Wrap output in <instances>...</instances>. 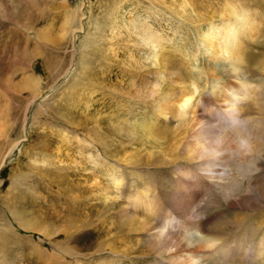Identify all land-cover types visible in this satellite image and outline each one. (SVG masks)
Masks as SVG:
<instances>
[{
    "label": "rangeland",
    "instance_id": "obj_1",
    "mask_svg": "<svg viewBox=\"0 0 264 264\" xmlns=\"http://www.w3.org/2000/svg\"><path fill=\"white\" fill-rule=\"evenodd\" d=\"M0 1L4 4V10L0 12V41L8 37L9 43L7 47L3 46L4 40L0 43V126L4 124L0 127L3 131L0 130V264H98L102 261L142 264L145 259L142 256L150 251L144 244L145 236H138L140 232H128L124 228L127 221L121 223L115 214L117 204L101 194L100 188L109 189L111 186L107 174H104L109 167L124 169L129 177L125 176L124 181L130 184L123 185L121 195L127 194L131 186L140 188L146 182L151 192L158 193L156 198L163 205L158 206L187 214L186 218L192 217L201 223L207 236L217 237V243L230 245L231 250L224 256L215 255L214 258L218 259L214 262L207 258L203 264H242L239 260L243 264H259L260 260L263 263L264 252L257 261L250 249L253 244L250 234L264 226V119L257 124L247 119L261 117L264 109L262 20H257L256 33L245 39L244 49L247 58L243 66L249 69L248 81L260 89L257 104L262 102L258 106L246 102L242 112L246 120L244 124L248 125L241 126L242 134L250 136V145L240 146L238 152L229 155L225 166L209 167L206 179H187L179 183L183 190H179L175 197L170 194L173 163L187 162L184 161L185 154L180 155L175 148L174 136L161 140L160 144L144 142L145 145L141 146L134 136L130 139L126 133H118L113 125L127 108L131 112L137 106L141 111L150 109L137 98L130 101L127 87L130 80H137L130 78V71L136 72L142 83L146 81L141 76L150 79L152 84L158 77V94L174 96L181 89L187 69L182 68L185 60L173 48L175 42H180L183 48L194 43L191 49L197 60L193 62L191 73H196L194 64L203 68L213 65L220 72L223 71L222 65L230 68L221 56L210 62L209 53H202L196 43L198 32L205 30L210 22L217 24L221 21L226 0H186L187 7L182 14L178 5L181 0H164L163 4L159 0H151L153 4L150 0ZM32 1L41 11L34 30L37 36L30 31L13 46L11 19L17 15L27 18L36 9ZM240 1L251 12L264 16V0ZM74 10L76 19H82L86 28L72 36L67 31L65 14ZM147 10H157L162 16L159 23L168 26L170 23L172 27L165 32L168 41L163 57L167 66L157 77L147 74V71L156 69L151 58L139 67L140 70L130 67V63L133 64L130 55L134 58L145 56L146 48L139 51V47H133L131 51L129 44H120L125 37L115 36L114 40L107 37L112 26L114 31L119 27L124 32L119 25L120 17L127 19L130 12ZM200 14L202 19H198ZM114 15L117 16L115 20L111 18ZM179 25H182V30H178ZM111 44L112 50H109ZM218 75L221 79L217 82L222 84V81L227 84L237 81L228 72H218ZM198 83L200 90L207 89L204 79ZM37 88L42 93L32 100V96L39 93L35 90ZM137 89H141V85ZM137 94L147 103L153 100L144 93ZM83 100L90 102L87 107ZM207 110L201 119L213 123L214 119L208 115L210 110ZM171 123L164 124L170 128L178 125L177 119ZM87 135H99L100 140L96 141L97 144L91 143ZM17 138L19 146L8 150L10 143ZM6 149L10 153L3 158ZM127 155L134 156L135 162L122 159ZM189 181H197L198 184L192 185ZM105 193V196H119V193L113 195L117 193L115 190ZM118 201L121 207L125 206L123 197L120 196ZM182 202L188 204V208ZM11 210L16 214L13 215ZM188 211L190 214L186 213ZM137 216L138 221L146 220L152 225L158 223L154 214L147 215L141 209ZM23 224L33 228H25ZM244 231L246 237L242 239ZM239 242H243L241 247L248 250H239L240 246L236 245Z\"/></svg>",
    "mask_w": 264,
    "mask_h": 264
},
{
    "label": "bare ground",
    "instance_id": "obj_2",
    "mask_svg": "<svg viewBox=\"0 0 264 264\" xmlns=\"http://www.w3.org/2000/svg\"><path fill=\"white\" fill-rule=\"evenodd\" d=\"M163 1L164 0H159V2H161L162 4L165 3ZM185 2L186 0H181V2H179L178 4L181 14L184 13L185 8L187 7V4ZM32 3L36 7V9L33 10L27 18L17 15L11 19V21H13V24L12 23L10 24L12 27V30L10 32L12 35L11 40L13 39L12 40L13 46H15L19 40L25 38V35H27L30 31L34 32L36 26L38 25L39 22L38 17H40L41 11L39 10V7L37 8V3H35V1H32ZM151 4H153V2ZM80 9L78 7V10ZM2 10H4V4H2L0 1V12ZM147 11L134 12V13L130 12L129 13L130 16H128L127 19L125 17H120L119 25L124 29V32L122 33L119 30L118 27L119 25H115L116 24L115 23L114 25L117 26L118 29L114 31L115 27L108 26L111 28L108 29L109 31L107 32V37L109 40H114L115 36L120 38L125 37L122 38L120 44L121 45L129 44L131 47L130 48L131 51L133 47H139V51L141 48H146L147 50L145 51L143 50L144 51L143 55L145 56L134 58L132 55H130V59L133 58L132 60L133 64L130 63V67L134 70L136 69L140 70L139 67L144 65V62H147L148 59L151 58V63L154 67H156V69H153L152 71L151 70L150 71L146 70V71L147 74L149 75L154 74L155 77H157V74L160 73L161 70L164 71L167 66L166 61L164 60L165 58L163 57L166 51L165 48L166 40L168 41V39H166L165 37V32L167 29L172 27L170 23L169 26L164 25L163 23H162L163 25H161L159 23L158 20H160L161 22L162 16L160 15L161 13L160 14L157 13V10L156 11L152 10L150 12ZM222 11L224 12V14L222 15L221 21L217 24L210 22L205 30L198 32V37H196L197 38L196 43L199 50L202 51V53L205 54L209 53L210 62H215V60L219 59V57L221 56L222 59L224 61L226 60L227 64L230 65V68L227 69L225 65L222 66L220 65L221 69L223 70L220 72L219 69L218 68L216 69L213 65H211L210 67L207 66L206 68H203L202 66L199 67V64H194L195 65L194 69L196 73L194 72L191 73L190 71L192 69L193 62L197 60L196 54H194V52L191 49L194 43L192 42L191 46H187L183 48L180 46L182 45L180 42H175L176 45H173L174 50L179 52L182 55L183 59L185 60L184 62L185 66L182 64L183 65L182 68L188 70L184 72L186 74H183L186 80L182 84L181 89L174 96H171L168 93L158 94V77L156 78L155 82L152 84L151 83L152 81L150 79L146 77L143 78V76H141L142 79L146 81V83H142L139 80L140 77L138 78L137 73L132 72L133 70L130 71L131 75L128 74L130 78L137 79L135 80V82L134 80L133 81L130 80V83L127 87L130 101L132 102L134 101V99L137 98L138 102H142L144 105H147V107H149L150 109L147 112L141 111V109L138 108L137 106V108L135 109L133 108L134 112H131V110L129 111L130 108L129 109L127 108L125 114L122 115L123 117L122 116L118 117L116 121L117 123L113 125L114 128L117 129L118 133L121 134L126 133L125 136L127 137L129 136V138L130 136L131 137L134 136L137 139V142L141 143V146L142 144L145 145L144 142L151 144L153 143L160 144L161 140L163 141L166 138H171L172 135L174 136L175 148L179 150L180 155L181 153L185 154V155L183 154L184 161L187 162V164L181 162L173 163L174 167H172L171 170L173 176L172 178L173 181L171 184V193H170L171 196L176 197L178 195L179 190H183L181 189L183 186H181L179 183L187 179L196 180V179L205 178V176H207L208 174L206 173V171L209 170V167L213 168L212 166L218 164L225 166V161L229 157V155L238 152L240 150V146L244 148L248 147L251 142L250 136L244 137L242 134L241 126L246 121L243 117L242 112L244 111L245 104H247L246 102H250V105L257 104V98L260 99L261 92L260 89H258V87L252 86L249 83L247 76L249 69L243 66V63L247 58V55L244 51L245 39L251 38L256 33V29L258 28L257 20L259 21L262 20V23L264 25V16L262 14L261 16H258L259 12L258 13L251 12L249 8L245 6L243 2H241L240 0H226V3L224 4ZM34 14H36L37 17L34 18ZM81 15L83 14L81 13ZM65 17H66L65 19L66 26L68 27L67 31L71 32L72 36H75L78 30L84 31V29L86 28L83 27L84 24L82 23V19L81 20H79V18L78 20L76 19L75 10L72 12L67 11ZM116 17L117 16L114 15L111 18L115 20ZM194 17L197 18V15H195ZM202 18L203 15L201 14L198 15V19H202ZM113 22L114 21H112V23ZM3 29H6L5 26H3ZM180 29L182 30V25H179L178 30ZM34 34L36 37L37 33L34 32ZM2 40H4V38ZM2 40L0 41V43L2 42ZM7 42H8V37H6L5 40L3 41L4 47H7V45L9 44V43L7 44ZM112 44L109 45V50H112L111 47ZM187 44L189 43L187 42ZM82 49L83 46L81 47V51H83ZM81 54L82 53L78 54L79 59L81 57ZM79 59L77 60L78 62ZM218 72L220 74H226L228 72L233 77H235L237 81L229 84H227L224 81H222L224 84H222L221 81L217 82L219 79H221L220 76L218 75ZM201 78L204 79V85L207 87L206 90L199 89L200 84L198 83V81L199 80L202 81L203 79ZM138 85H141V89H137ZM35 90H38V88ZM38 92H37L38 94L32 96V100L42 93L39 90ZM138 92L150 96L148 98H153V100H148L149 103H147L145 99H141V97L138 96L139 95L137 94ZM89 101L83 100V103L85 104L86 107L89 105L88 104ZM251 102L253 104H251ZM259 103L262 104V102ZM207 109L210 110L208 112V115L212 117V120L214 119L212 121L213 123H211V120L201 119V116L203 115L204 111L206 112ZM262 112H263L262 114L264 115V109H262ZM262 116L253 117V118L248 117L247 119L253 121L254 124H257L259 121L264 119V116L263 117ZM175 119H177L178 125L174 128H170L169 126H166V124H164V123L172 124L171 122ZM254 124H252V127H255ZM3 125L0 127H4ZM0 130L2 131L1 128ZM231 133H233L234 135H232ZM98 137L94 135L93 136L87 135L86 138L89 142L95 144L96 141L98 142V140H100V137L99 138ZM19 142L20 141H18L17 138V141H15L14 143H10L7 149L9 150L12 149L11 147H16V146L18 147ZM7 149L5 153L3 152L4 153L3 158L6 157L5 154L8 153ZM133 158L127 155L122 159L126 160V162L129 161L131 163V162H135ZM178 158L182 159V156L181 158L180 157ZM175 159L176 158H174V160ZM123 170L121 171L120 168L117 169L113 167H109L108 169H106V172L104 174H107L111 186L109 189H105L104 187L100 188L102 192L101 194L104 196L103 198H105L106 200L111 198L113 199L112 202L114 204L115 203L117 204L116 206L118 207L115 214L119 216V218L118 217L117 218L121 223H123L124 220L127 221V225L124 228L128 232L130 233L140 232L138 236H145L146 239L144 241V244L150 251L146 255L142 256L143 258H145L144 261H142V264H203V261L205 259L211 258L210 260L214 262L218 259V258H214L215 255L221 256L222 254L224 256V254L228 253L229 250H231L230 245L221 242L217 243L218 240L216 239L217 237L213 238L207 236L202 229L201 223L193 220L192 217H190L189 219V217L186 218L187 214H182V213L178 214L172 212L173 209L172 211H170L168 210V208L158 206L159 204H161V200H159V198L157 200L156 198V195H158V193H155L153 191L151 192L149 190L150 185H148V183L146 182L144 183V180L142 182L144 184L140 188L139 186L138 188H134L131 186L127 194L121 195V190L123 189V185L130 184L129 181L128 182L124 181L126 180L125 176H127V173ZM233 178L232 180H234ZM189 182H191L192 185L197 183V181H189ZM177 184L178 187L176 186ZM161 188L164 189L163 187ZM109 190H111L112 192H114L115 190L117 193L113 195L119 193V196H110L109 194L108 196H105L106 194L105 191L109 192ZM188 194H190L189 191ZM120 196L124 198L125 206L124 205L122 207L120 206V203L118 201ZM185 196L183 195L182 197L186 198ZM184 205H186L188 208V204H184ZM139 209H141L147 215L154 214L158 219V223L152 225L151 223L149 224V221L146 220L138 221L137 214L139 212ZM12 210L11 213L13 215L16 214ZM186 213H189V211ZM260 222L262 223V221ZM23 226L25 228H33L31 225L23 224ZM245 232L246 231H244L241 234L242 239L243 238L245 239L246 237ZM252 232L253 233L250 234V236L253 237L256 236V239L254 240L252 237L253 244L251 245L250 249H252L253 253L258 258L264 252V226L261 230L257 228V230H252ZM250 242L251 241H249V243ZM242 243L243 242L236 243V245L240 246L239 250L240 249L242 250L244 248L243 246L241 247ZM244 249L248 250V248H244ZM259 259L260 258H258L257 261ZM219 261L222 260L220 259ZM239 261H241V263L243 264L242 260ZM212 262L211 264H213ZM109 263H111V261L110 262L102 261L98 264H109ZM112 263L117 264L116 262H112ZM259 264H264V260L263 263L260 260Z\"/></svg>",
    "mask_w": 264,
    "mask_h": 264
}]
</instances>
